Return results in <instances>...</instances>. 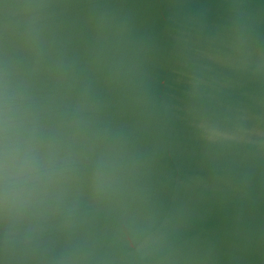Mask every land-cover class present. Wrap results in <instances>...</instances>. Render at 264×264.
<instances>
[{
    "label": "water",
    "instance_id": "95a60500",
    "mask_svg": "<svg viewBox=\"0 0 264 264\" xmlns=\"http://www.w3.org/2000/svg\"><path fill=\"white\" fill-rule=\"evenodd\" d=\"M0 264H264V0H0Z\"/></svg>",
    "mask_w": 264,
    "mask_h": 264
}]
</instances>
